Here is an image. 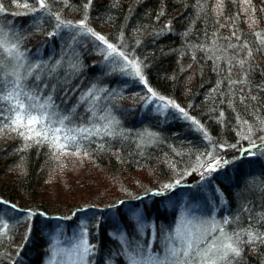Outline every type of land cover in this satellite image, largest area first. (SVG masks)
Here are the masks:
<instances>
[{
	"label": "trees",
	"instance_id": "16d2710c",
	"mask_svg": "<svg viewBox=\"0 0 264 264\" xmlns=\"http://www.w3.org/2000/svg\"><path fill=\"white\" fill-rule=\"evenodd\" d=\"M0 5L4 8L0 27L19 37L20 51L27 58L20 74H27L29 64L43 69L22 81L26 90L51 95L57 110L71 115L73 125L90 127V103L81 99L95 87L103 90L97 92L98 114L102 109L117 121L113 125L117 135L80 140L74 155L75 145L60 152L47 143L25 141L0 117V200L16 205L12 209L0 204V217L10 225L7 238L0 241V264H47L56 245L69 251L62 253L60 264H130L129 256L140 264L143 254L163 258L165 249L154 241L152 250L146 251V240L151 227L157 234L163 224L166 229L160 236L170 228L176 211L164 204L179 189H194L190 201H211L217 216L230 221L223 225L225 231L251 223L264 232L261 157L245 155L202 182L191 183V175H186L197 167L198 156L204 159L202 153L214 152L230 161L239 156L250 143L241 138L249 126L258 144L264 137V45L256 35H264V0H223L222 4L220 0H49L47 11L36 12L30 10L38 7L35 0H0ZM56 14L73 24L87 16L88 28L129 59L142 62L147 86L104 63L100 47L105 45L94 37L85 34L73 43L70 37L76 29L56 30ZM54 31L58 34L49 38ZM241 60L246 61L243 66ZM14 64L8 61L0 75L12 71ZM149 87L184 109L188 119L170 105L143 106ZM0 107L8 116L6 106ZM148 133L154 134L150 140L145 139ZM66 154L82 165L77 178L59 179L61 187L68 192L80 187L85 196L62 209L43 196L55 172L76 167L69 165ZM201 171L197 168L192 175ZM176 180L181 183L163 189ZM161 191L163 195H154ZM132 209L144 212L143 232L130 219ZM118 230L130 242L127 254L113 235ZM82 240L96 246L85 261L79 258ZM137 244L143 247L141 255L134 251ZM242 247L240 264H264V243Z\"/></svg>",
	"mask_w": 264,
	"mask_h": 264
},
{
	"label": "snow or ice",
	"instance_id": "6c2138e0",
	"mask_svg": "<svg viewBox=\"0 0 264 264\" xmlns=\"http://www.w3.org/2000/svg\"><path fill=\"white\" fill-rule=\"evenodd\" d=\"M38 4L37 8L30 9L32 12L36 11H47L49 9V0H35ZM91 3V0H89ZM223 3V0H220ZM246 3H250V0H246ZM4 8L0 5V12H3ZM87 16L84 20L78 22V24H73L71 21L65 22L58 14L55 15V28L56 30H62L65 28L76 29L72 32L71 40L73 43L78 42V38L82 35H90L94 37L96 41L105 45V48L101 49L104 53V60L112 64H117L123 61L121 71H125L127 75H134L138 77L141 82H145L147 86L145 77L142 74L141 63L134 59H129L127 55L123 52L117 50V47L112 43H109L107 39L93 31V29L88 28L86 24ZM58 32L54 31L48 33L49 38L51 36L57 35ZM235 32L233 36H235ZM257 39L260 41L261 45H264V35L257 33ZM236 39H239L237 36ZM234 47L233 45H229ZM243 47L247 48V44ZM251 50L248 52V56H251ZM26 56L20 51L19 37L15 34L12 36L9 33L4 32L3 28L0 27V69H3L8 61L15 62L12 71L3 73L0 75V106H6V110L9 113L8 116H4L5 107H0V117H4L5 121L9 123L5 124L10 131L16 132L17 135L23 137L25 141H31L36 144L47 143L50 147L56 149L57 151L63 152L71 146H77V152L73 154H78L79 146L78 141L89 140L92 136H112L117 135L113 130V125L117 123L110 113H104L101 109L99 114L97 111L98 105L97 101L101 98L97 95L98 91L95 87L90 89L86 93L81 102L88 101L90 107L88 109L91 112L89 117V126L83 124L76 126L72 124L71 115H62L58 110L57 106L54 104L52 96L48 95L46 97L41 96L37 91L26 90L25 85L22 81L26 80L28 76H32L36 69H43L41 65H28V71L26 75H21L19 72L20 68L25 67ZM246 61L241 60L239 63L241 66ZM59 61L57 66H59ZM73 69L77 68L76 64L71 65ZM55 71V67L51 69ZM5 77H14V79H5ZM35 79L40 80L41 76L36 73ZM240 81H234L237 83ZM47 87V85H45ZM148 91L152 94L153 98H156L163 103V107L167 108L169 105L173 108H177L179 112L184 113V118L188 119L187 113L184 109L178 108L174 101L166 100L165 97L158 95L152 88H148ZM89 98H91L89 100ZM223 115V114H221ZM95 121H101L103 123H95ZM194 124L198 125L197 121H193ZM244 121L243 124H247ZM261 123H264L262 121ZM71 125V126H70ZM200 130L203 132L205 138H208L207 133L204 132L201 127ZM2 131V129H0ZM154 137V134L148 133L145 136L146 140H150ZM244 140L250 141L247 147H242L240 149V155L234 157L231 161L219 157L218 154L214 152L202 153L201 157H197V167H193L192 171L186 173V175H192V172L197 171V168H202L203 171L200 172V181H204L211 177V174L217 172L221 169L226 168L231 163H235L236 160L252 156H264V137H259L260 143L258 144L255 139H253V127L249 126L247 131L241 135ZM31 146L26 144V147ZM103 148V145H100ZM230 147H236V145H230ZM87 155V152H85ZM183 178V177H182ZM180 180H176L174 184L163 185L164 190H171V188L179 185ZM164 192H157L154 195H163ZM120 203H123L121 201ZM0 204L7 205L12 209H16V205H9L7 201L0 200ZM245 210H248L245 207ZM30 219V217H29ZM134 221V227L138 232H143L147 227L145 223V215L141 210H135L130 217ZM207 223V222H205ZM228 218H225L223 225L229 224ZM190 221H185L183 218L180 219L174 233L167 237L165 245V255L163 258H157L154 256H147L144 258L145 264L151 262V264H240V258L243 251V245H253L257 241L264 243V232L258 231L251 223L247 228H241L240 230H233L232 232L225 231L223 225L216 221L211 222V228L201 229L196 225L189 226ZM195 227L194 232L192 228ZM10 225L4 221L3 217H0V241L7 238ZM219 232L218 236L212 237L208 240L207 236L213 232ZM30 233V227L28 229ZM116 238L121 240V243L125 245V253L127 254V248L130 246V242L127 236L118 230V233L113 234ZM29 238L25 235V241ZM246 238V239H245ZM23 247V245H21ZM95 245H89L86 241L81 242L78 246L79 248V258L81 261H85L86 257L94 253ZM150 247V245H149ZM136 255H141L143 252V247L137 244L135 250ZM17 257L20 253L17 252ZM130 264H138L135 256H129Z\"/></svg>",
	"mask_w": 264,
	"mask_h": 264
},
{
	"label": "rangeland",
	"instance_id": "374dc122",
	"mask_svg": "<svg viewBox=\"0 0 264 264\" xmlns=\"http://www.w3.org/2000/svg\"><path fill=\"white\" fill-rule=\"evenodd\" d=\"M68 22V21H65ZM65 32L70 31L72 29H62ZM101 49L105 48V46L100 47ZM104 63L106 64H111L115 67H117L118 69L121 70L122 64L124 63L123 61L118 62L117 64H112L110 62H106L104 60ZM123 73H125V71H121ZM131 77H135L134 75H128ZM147 104H152L153 108L155 106H157L160 109H165L163 107V103H161L158 99L153 98L152 94L149 93L147 94V96L144 98V102H143V106L147 105ZM248 146V145H247ZM245 146V147H247ZM63 157V156H62ZM68 157L69 159H71L69 165L75 166L72 169H68V168H64L63 170L59 171V173H54V175L56 176V178H54V180L52 181L51 185H49L48 190L44 191V196L45 199L48 201L49 204H54V205H60V207L62 209H66V207H68L73 200H79L82 199L85 196V193L80 189V187H76L73 190L71 189V191H66L64 189V187L62 188V184L61 181L63 182V180H67V179H71L74 176H79L78 173L76 172H80L81 170L79 169L82 165V163H78L77 161L79 160H75L74 157H72L71 155H64V158ZM258 157V156H257ZM261 157L260 159L264 162V156H259ZM76 162V163H75ZM229 167V166H228ZM228 167L221 169V170H227ZM78 170V171H77ZM53 175V176H54ZM59 179L61 181H59ZM198 179H200V173L197 174H193L190 176L189 181L191 182H195ZM191 182V183H192ZM192 185V184H191ZM192 187V186H190ZM205 187V186H203ZM205 190V188H204ZM49 191V192H48ZM194 191V189L192 190ZM191 191V192H192ZM191 192H187V190H183V189H179L178 191H176V193L173 195H171L172 198H169L168 200L165 201L164 206L167 209H174L176 211V216L173 218V220L171 221V225L170 228L167 229L166 233L161 235V232L164 231L166 228L165 226L162 224V228L160 229L159 232H156L153 230V227L150 228V233L147 236V240H146V246L145 249L146 251L152 250V246H153V242L157 241V244L160 245V247H163L165 249V245H166V241H167V237L174 233L179 221L181 218H183L186 222L190 221L191 224L189 225L190 227L192 225H196L197 227H200L201 229L204 228H211V222L212 221H216L218 223H220L221 225H223V221L225 219V217L221 216L220 218L217 216V209L216 206L210 201L208 202H204V203H200L197 202L195 200L190 201L192 199H190V194ZM170 197V196H169ZM84 203V202H83ZM136 210H140V209H136ZM130 211H135V209H132ZM207 222V223H205ZM192 230L195 232L196 228L193 227ZM219 232L217 234H210L208 236V240L212 239V237L214 236H218ZM163 240V242H162ZM162 242V243H161ZM150 245V247H149ZM65 246H54V248L51 250V256L50 259L47 260V264H53V263H57L60 264L62 263V261H58L61 259V257H63L64 252H69L68 250H65ZM166 251V249H165ZM165 251L163 253H165ZM142 256L147 257L149 256V254H143ZM140 261V264H145V260L144 259H138ZM148 264H150L148 262Z\"/></svg>",
	"mask_w": 264,
	"mask_h": 264
}]
</instances>
